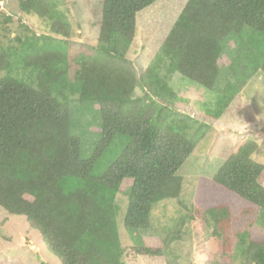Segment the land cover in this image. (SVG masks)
Segmentation results:
<instances>
[{
    "label": "trees",
    "instance_id": "16d2710c",
    "mask_svg": "<svg viewBox=\"0 0 264 264\" xmlns=\"http://www.w3.org/2000/svg\"><path fill=\"white\" fill-rule=\"evenodd\" d=\"M98 1L95 53L81 55L74 81L67 78V52L52 39L45 41V35L27 42L20 58L36 73L33 83L15 76L0 79V207L24 217L63 264H125L116 199L129 180L122 193L128 201L124 229L138 256H167L185 225L197 220L205 230L213 229V256L219 249L227 256L235 220L264 215V167L253 159L258 150L253 141L241 143L213 177L198 178L197 215H185L162 245L147 246L138 233L151 229L157 203L179 199L184 179L178 171L208 129L173 108L177 94L167 76L178 72L213 91L224 41L241 39L242 51L230 65L234 79L214 114L220 117L257 72L264 76V0H188L141 76L127 54L137 14L159 0ZM19 9L24 16L47 21L52 36L71 38L70 22L47 0H24ZM12 67V55L0 50V71ZM61 87L77 93L81 104L100 106L101 139L88 159L81 157V141L71 134L70 104ZM139 87L142 96H136ZM116 140L119 155L95 172ZM263 229L257 219L242 235L240 264H264Z\"/></svg>",
    "mask_w": 264,
    "mask_h": 264
},
{
    "label": "rangeland",
    "instance_id": "374dc122",
    "mask_svg": "<svg viewBox=\"0 0 264 264\" xmlns=\"http://www.w3.org/2000/svg\"><path fill=\"white\" fill-rule=\"evenodd\" d=\"M24 0H0V50L12 55L13 67L10 71H0V79L15 76L29 83L35 81L36 73L25 68L20 58L24 55L27 42L45 35L53 43L60 44L68 55L67 78L74 81L81 55H93L97 46L101 4L98 0H47L70 22L72 35L69 39L52 36L48 22L32 16H24L19 3ZM188 0H159L137 14V32L127 54L138 76H141L160 52L164 40L178 19ZM48 27V28H47ZM243 43L235 36L223 43V53L219 60L220 78L213 91L187 79L180 73L168 75V81L177 94L174 109L188 115L198 123L207 124L205 138L199 143L194 153L178 171L183 177L182 192L178 200L169 199L157 203L152 211V227L140 231L138 236L147 244H163L169 234L174 232L180 220L187 214H196L195 191L198 178L213 177L228 157L244 141L257 143L258 150L253 159L264 167V76L257 72L248 83L233 96L228 106L224 107L220 117L214 114L224 102V90L233 81L230 70L232 61L242 51ZM167 65V61L165 64ZM164 75L166 69L162 70ZM70 104V131L81 141V157L88 159L101 139L100 106L97 102L82 103L79 95L68 88H62ZM144 91L137 88L136 96ZM61 98V96H59ZM118 140L101 159L95 172H100L120 153ZM261 183L264 186V171ZM130 181L122 185V192L117 195L119 214L117 225L120 242L124 251L125 264H240V245L242 235L257 219L264 227V215L246 214L239 216L232 229V247L227 256L216 250L214 260L211 244L213 229L205 230L199 220L185 225L181 240L172 243L167 256H138L134 250V240L124 229V216L128 201ZM264 230V229H263ZM0 264H63L48 250L44 239L29 227L24 217L10 215L0 207Z\"/></svg>",
    "mask_w": 264,
    "mask_h": 264
}]
</instances>
